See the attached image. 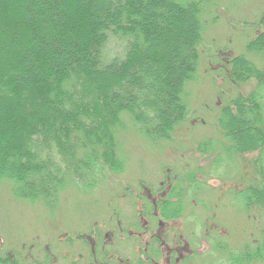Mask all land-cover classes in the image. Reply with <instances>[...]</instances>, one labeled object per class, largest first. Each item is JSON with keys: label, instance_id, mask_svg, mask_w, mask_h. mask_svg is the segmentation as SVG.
Wrapping results in <instances>:
<instances>
[{"label": "trees", "instance_id": "16d2710c", "mask_svg": "<svg viewBox=\"0 0 264 264\" xmlns=\"http://www.w3.org/2000/svg\"><path fill=\"white\" fill-rule=\"evenodd\" d=\"M201 14L199 1L0 0V181L51 206L72 174L120 172L123 114L151 140H170L189 114L183 93L198 70ZM111 40L119 51H106ZM247 51L264 54V27ZM227 63L232 82L257 89L222 109L221 132L234 152L264 160V68L243 54ZM258 176L244 189L247 208H264Z\"/></svg>", "mask_w": 264, "mask_h": 264}, {"label": "rangeland", "instance_id": "374dc122", "mask_svg": "<svg viewBox=\"0 0 264 264\" xmlns=\"http://www.w3.org/2000/svg\"><path fill=\"white\" fill-rule=\"evenodd\" d=\"M178 1H199L202 9L204 39L199 49L198 70L183 93L189 109L187 118L176 128L170 140L155 141L141 132L129 114H123L116 131L123 169L112 172L104 167L83 181L72 174L55 205L18 197L13 191V182L1 180V256L8 255L6 253L13 249L16 251L20 243L48 245L56 257L70 252L87 254L89 247L81 250L82 243L73 246L65 243L77 241V233L90 234L92 229H98L97 226L105 233L114 229L119 220L122 224L138 226L136 211L149 204V195L158 196L159 182L168 177L174 185L182 181L184 216L195 215L192 220L188 219L189 225L184 216L175 224L199 233L208 215L207 218H212L227 232L220 243L223 247L226 243V247L221 249L218 246L215 252L201 255L200 264H221L224 260L217 262L218 254L227 255L236 264H257L258 261V264H264V208L258 211L243 209L246 207L244 189L259 182L256 178L264 172V160L255 161L259 156L257 152L235 153L219 125L222 109L230 105L232 99L257 89L256 80L240 84L232 82L228 77L227 61L243 54L258 68H264V54L247 51L248 42L264 27L259 23L264 0ZM120 48V43L111 40L106 51L117 52ZM103 60L109 61L105 57ZM144 186L150 189V193ZM217 196L220 197L219 209L215 213L213 202ZM65 232L70 234L65 235ZM217 233L224 235L219 229ZM109 236L113 234L109 233ZM253 237L259 238L260 244L252 240ZM111 239L116 240L117 233ZM207 242L214 245L210 240ZM99 249L97 247L96 255ZM116 250L118 253L114 252V257L108 254L106 259L98 260L102 264L119 261L125 264L134 257L121 245ZM63 262L57 258L55 263Z\"/></svg>", "mask_w": 264, "mask_h": 264}, {"label": "flooded vegetation", "instance_id": "af4514ba", "mask_svg": "<svg viewBox=\"0 0 264 264\" xmlns=\"http://www.w3.org/2000/svg\"><path fill=\"white\" fill-rule=\"evenodd\" d=\"M168 170L169 169H167V171ZM170 179L171 178L166 177V181L159 182L158 196L153 198V196L150 197L149 195L148 205H142L137 211L134 210L139 216L138 226L122 224L119 220L114 229L106 231L105 233L97 226L98 229H92V233L90 234L83 235L82 233H77V241L65 243L62 238H59L60 242H64L66 245L69 244L70 246L78 242L82 243L84 247L81 250L85 247H89L87 254H83V251L79 252V255L70 252L69 254L63 253L61 256L56 257V255L50 252V246L48 247V245L40 246L39 244L36 245L32 243L26 245L20 243L17 244L16 251L14 249L11 252L8 251L6 253L8 255L6 256H1L0 254V258L9 259L10 264H57L55 263L57 258L59 261H64L63 264H102L101 261L106 259L108 254L114 257V252L118 253L116 248H119L121 245L127 254L134 255V257H130L125 264H200L198 259L201 255L209 251L212 253L215 252L218 246H220L221 249L226 247V243L224 247L220 243L224 240V236L227 232L219 226L218 223H214L212 218H207L208 215H206V220L202 227L203 230L199 233H192V231H189V228L185 229L184 225L180 227L178 224H175L185 215V213H182V196L185 191L179 194L177 189L179 182L177 181L174 185V182H169ZM184 183H186V181ZM145 189L147 193H150L149 188L145 187ZM219 200L220 197L218 196L215 198V201L213 200V209L215 213L217 209H219L217 206ZM179 201L182 202L181 208L174 210V205L178 204ZM243 209L246 210L247 207ZM248 209L258 211L259 208L251 204V207H248ZM194 216L195 215L184 216L188 225V219ZM218 229L219 233L224 235H219L217 233ZM222 231H224V233H222ZM108 232L113 234V236L110 237ZM257 232H259V227ZM116 233L117 239L112 240L111 238H114ZM67 234L70 233L65 232V235ZM132 237H134L135 240H131ZM99 240H102L101 244ZM209 240L212 241L214 245H210L207 242ZM252 240H256V242L260 244L259 238L253 237ZM97 247L100 249L96 255L95 251ZM249 249H251L252 255V247ZM1 252L0 246V253ZM91 254L92 257L90 256ZM226 257L219 256L218 254L217 262L220 263V261L224 260L221 264H236ZM98 259H101V261ZM245 263L247 262L245 261ZM258 263L259 261L257 264ZM114 264L124 263L119 261Z\"/></svg>", "mask_w": 264, "mask_h": 264}]
</instances>
